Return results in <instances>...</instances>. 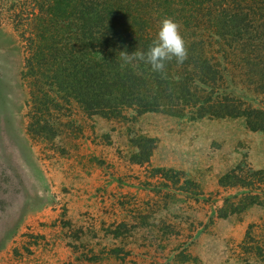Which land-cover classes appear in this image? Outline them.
<instances>
[{"label":"rangeland","instance_id":"1","mask_svg":"<svg viewBox=\"0 0 264 264\" xmlns=\"http://www.w3.org/2000/svg\"><path fill=\"white\" fill-rule=\"evenodd\" d=\"M12 12L0 7V264H260L242 245L264 239V212L232 213L245 191L219 179L264 169V132L241 118H106L71 101L44 114L54 137L31 135L27 32ZM134 135L154 139L146 162L130 160Z\"/></svg>","mask_w":264,"mask_h":264},{"label":"trees","instance_id":"2","mask_svg":"<svg viewBox=\"0 0 264 264\" xmlns=\"http://www.w3.org/2000/svg\"><path fill=\"white\" fill-rule=\"evenodd\" d=\"M0 1L4 11L14 10L17 29L27 32L21 75L34 86L26 114L31 135L54 137L41 128L50 120L44 114H60L71 101L85 114L106 118L124 110L190 121L241 118L248 130L264 132V0ZM166 17L181 25L188 58L167 62L164 77L142 62L122 67L119 52L146 51ZM131 142L137 152L130 160L148 161L154 139L134 135ZM255 180L264 184V169L233 170L219 179L245 191L232 213L264 212ZM232 213L222 210L219 217ZM242 248L264 264L263 238L247 233Z\"/></svg>","mask_w":264,"mask_h":264},{"label":"clouds","instance_id":"3","mask_svg":"<svg viewBox=\"0 0 264 264\" xmlns=\"http://www.w3.org/2000/svg\"><path fill=\"white\" fill-rule=\"evenodd\" d=\"M181 25L172 18H163L157 26L156 36L146 51L136 50L131 54L119 52L123 61L122 67L127 64L143 63L155 73L165 76L166 63L175 59L182 64L188 58L185 40L181 35Z\"/></svg>","mask_w":264,"mask_h":264}]
</instances>
